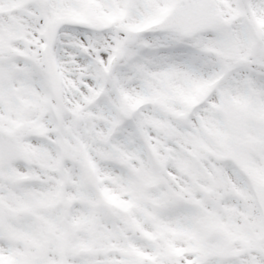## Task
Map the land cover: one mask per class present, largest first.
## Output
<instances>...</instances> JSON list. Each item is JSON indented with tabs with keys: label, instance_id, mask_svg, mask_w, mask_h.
Listing matches in <instances>:
<instances>
[{
	"label": "snow or ice",
	"instance_id": "6c2138e0",
	"mask_svg": "<svg viewBox=\"0 0 264 264\" xmlns=\"http://www.w3.org/2000/svg\"><path fill=\"white\" fill-rule=\"evenodd\" d=\"M0 264H264V0H0Z\"/></svg>",
	"mask_w": 264,
	"mask_h": 264
}]
</instances>
